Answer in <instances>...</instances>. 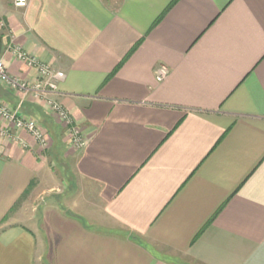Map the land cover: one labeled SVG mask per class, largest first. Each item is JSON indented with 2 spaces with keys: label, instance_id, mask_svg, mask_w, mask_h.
<instances>
[{
  "label": "crops",
  "instance_id": "0c3cea01",
  "mask_svg": "<svg viewBox=\"0 0 264 264\" xmlns=\"http://www.w3.org/2000/svg\"><path fill=\"white\" fill-rule=\"evenodd\" d=\"M14 1L8 71L37 77L10 39L62 70L52 96L87 144L0 84L51 136L50 157L25 129L0 136V264H264V0ZM61 162L97 203L51 194L31 227Z\"/></svg>",
  "mask_w": 264,
  "mask_h": 264
},
{
  "label": "built area",
  "instance_id": "2783aa9c",
  "mask_svg": "<svg viewBox=\"0 0 264 264\" xmlns=\"http://www.w3.org/2000/svg\"><path fill=\"white\" fill-rule=\"evenodd\" d=\"M14 3L17 7H26L29 0H15ZM4 27L5 22L2 21L1 29ZM7 47L18 60L29 68H33L37 73V77L30 80L10 74L3 58L0 57V84H4L7 88L23 96L30 95L45 102L49 110L69 127L72 145L79 150L84 149L87 144L86 137L73 124L68 110L52 96L53 93L59 91V84L65 78V73L62 70L52 68L49 64L40 61L36 56L27 53L13 39L8 41ZM156 71L159 81L164 80L169 74V68L164 64H160ZM0 117L6 123L5 125L0 124V136L13 138L14 135L11 133L13 128L25 129L38 141L42 148L46 149L50 145L51 136L37 119L20 113L19 108L12 107L2 98H0Z\"/></svg>",
  "mask_w": 264,
  "mask_h": 264
},
{
  "label": "rangeland",
  "instance_id": "374dc122",
  "mask_svg": "<svg viewBox=\"0 0 264 264\" xmlns=\"http://www.w3.org/2000/svg\"><path fill=\"white\" fill-rule=\"evenodd\" d=\"M49 146L46 148V150L49 148ZM47 151L48 156L50 157V150L48 149ZM69 164L70 162L64 164L63 162H61L59 166H57L58 164L53 166V169L51 170V176L52 180L54 181L52 183L58 185V187L56 186V189L54 191H44L38 198H36V200H31L30 202L24 204L22 210L24 219L28 220L29 218L31 219L32 217H35V219L31 221V223H29L31 227H35V224L42 219V206L47 201L48 197L52 196L51 194H67L70 193L74 188L75 196L73 199L82 198V196L85 195L84 198H86L87 201H89L91 204H94V202L97 203L96 197L93 193V187H87V190L84 188L85 185L83 183H80L77 186L76 184H74V182L72 181V178H74V176ZM86 199H83V202L81 203L82 205L84 204V200Z\"/></svg>",
  "mask_w": 264,
  "mask_h": 264
},
{
  "label": "water",
  "instance_id": "95a60500",
  "mask_svg": "<svg viewBox=\"0 0 264 264\" xmlns=\"http://www.w3.org/2000/svg\"><path fill=\"white\" fill-rule=\"evenodd\" d=\"M3 35L1 33V30H0V57H1V53H2V49H3Z\"/></svg>",
  "mask_w": 264,
  "mask_h": 264
},
{
  "label": "trees",
  "instance_id": "16d2710c",
  "mask_svg": "<svg viewBox=\"0 0 264 264\" xmlns=\"http://www.w3.org/2000/svg\"><path fill=\"white\" fill-rule=\"evenodd\" d=\"M7 28V26H6V24H5V27L4 28H2V29H0L1 30V33H2V35L4 36V30Z\"/></svg>",
  "mask_w": 264,
  "mask_h": 264
}]
</instances>
